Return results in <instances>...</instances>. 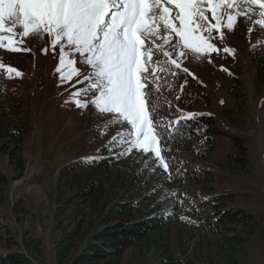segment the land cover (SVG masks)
<instances>
[{
    "label": "rangeland",
    "instance_id": "obj_1",
    "mask_svg": "<svg viewBox=\"0 0 264 264\" xmlns=\"http://www.w3.org/2000/svg\"><path fill=\"white\" fill-rule=\"evenodd\" d=\"M227 11L225 9L226 15ZM208 15L211 19V13ZM261 19L258 12L238 17L233 30H224V41H215L221 49L219 54L214 53L210 58L197 57L186 50L184 57H178L181 70L175 75L157 70L155 75L164 79L157 82L150 77V88L155 94L152 99L158 105V109L152 112L155 121H191L193 117L204 115L229 134L224 132L212 138L214 149L209 153L205 140L210 138L203 125L191 124L189 135L183 142L161 139L158 146L169 164L167 171L159 166L153 153L133 150L125 156L129 163L134 159L136 169L141 159L151 169L152 202L159 201L164 205L168 195L183 198L184 204L175 213L184 215L198 226L199 238L215 242L211 232L203 229V220L209 218L207 215L213 217L214 213L213 209L206 210L207 204L224 203L223 209L245 210L252 215L249 221L256 224L257 231L251 235V241L241 247L235 264H264V84L260 88L256 86V60L261 57L264 63V26L257 24ZM21 47L30 50L11 52L0 48L4 90H9L11 98L22 108H28L30 119V131L22 149L26 163L22 177H13L16 171L8 157L0 152V169L11 179L5 200L0 205V252L11 244H14L11 247L14 250L24 249L22 238L25 232H29L41 241L45 251L37 264H57L55 242L61 232L56 215L61 170L79 159L100 155L101 148L111 144L114 138L121 139V134L127 137L130 126L113 114L100 113L91 103L87 109H82L66 102L75 99L71 94L85 85L75 84V79L60 81V74L55 71L59 66V49L54 55L47 37L41 41L26 38ZM45 47L47 54L43 52ZM225 47L234 50V56L226 54ZM8 67L22 75L9 78ZM183 68L188 72H183ZM88 98L92 99L91 93ZM11 101H5L6 105ZM242 106L246 110L238 120L224 115V108L237 110ZM98 132L104 133L102 138H98ZM234 134L245 137L251 157L252 166L241 172H234L228 159V155L236 154L228 136ZM112 149L114 154L123 150L119 144ZM172 159H176V165L170 163ZM179 170L187 176H177ZM194 173H204V176L196 178ZM228 192L234 195L232 200L228 196L219 198L220 194ZM19 199L26 208L24 223L19 221L13 209ZM191 200L194 202L189 204ZM244 226L241 220L227 224L224 231L235 235ZM209 253L218 264L215 246L205 243L204 259L209 258ZM130 256V252L125 255L126 262ZM219 264L226 263L221 260Z\"/></svg>",
    "mask_w": 264,
    "mask_h": 264
},
{
    "label": "snow or ice",
    "instance_id": "obj_2",
    "mask_svg": "<svg viewBox=\"0 0 264 264\" xmlns=\"http://www.w3.org/2000/svg\"><path fill=\"white\" fill-rule=\"evenodd\" d=\"M250 12H258L262 19L257 24L264 26V0H0V48L29 51L21 47L26 38L47 37L54 55L59 49L55 71L60 81L75 79V84L85 85L66 102L82 109L91 103L130 126L127 137L121 134L105 148L119 144L123 150L118 158L133 150L153 153L167 171L158 145L161 139L174 138L172 125L178 121L153 119L158 105L150 77L164 79L155 75L157 70L175 75L181 70L178 57L186 50L197 57L219 54L215 41L223 42L224 30H233L238 17ZM223 51L234 56L230 48ZM43 52L47 54V47ZM6 71L9 78L22 75L12 67ZM103 135L98 132V138ZM183 204L177 197V206Z\"/></svg>",
    "mask_w": 264,
    "mask_h": 264
},
{
    "label": "trees",
    "instance_id": "obj_3",
    "mask_svg": "<svg viewBox=\"0 0 264 264\" xmlns=\"http://www.w3.org/2000/svg\"><path fill=\"white\" fill-rule=\"evenodd\" d=\"M256 63V86L260 88L264 84L263 58L257 59ZM3 83L0 73V152L8 157L16 171L13 177L19 178L26 168L22 149L30 131L29 111L11 98ZM5 101L11 103L6 105ZM245 110L242 106L237 110L224 108L223 112L236 121ZM210 120L204 115L193 117L191 121L178 119V124L173 125L175 136L171 140L183 142L191 124L203 125L210 138V141L205 140V147L208 153L211 152L214 149L211 139L229 133ZM228 136L236 151V154L228 155L232 170L249 169L252 163L247 140L238 134ZM101 150L100 155L79 159L60 172L56 222L61 233L55 242L57 264H215L210 253L208 259L202 255L205 243L215 246L218 264L221 260L226 264L236 263L241 247L251 241V235L257 231L256 224L249 221L252 215L245 210L223 209L224 203L207 204L206 210L213 209L214 213L213 217L207 215L209 218L203 220V229L211 232L215 242L199 238L198 226L184 215H176L177 198L168 195L164 205L151 201L152 173L142 159L138 160L139 168L136 169L134 159L129 163L125 156L118 158L119 153L114 154V149L108 150L105 145ZM175 160L170 163L176 165ZM178 172L181 178L187 176L183 170ZM194 175L201 178L204 173ZM10 181V176L0 169V205L5 200ZM224 196L229 200L234 198L230 192L220 194L219 198ZM191 202L194 201L189 204ZM13 209L19 221L24 223V202L19 199ZM241 220L245 223L243 230L235 235L224 231L227 224ZM24 234L22 245L25 248L14 250L11 248L14 244L6 247L0 252V264H37L40 261L45 253L41 241L29 232ZM129 252L130 260L126 262L125 255Z\"/></svg>",
    "mask_w": 264,
    "mask_h": 264
}]
</instances>
